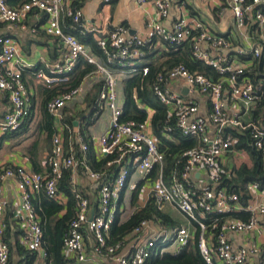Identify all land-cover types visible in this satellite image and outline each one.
<instances>
[{
  "label": "built area",
  "instance_id": "1",
  "mask_svg": "<svg viewBox=\"0 0 264 264\" xmlns=\"http://www.w3.org/2000/svg\"><path fill=\"white\" fill-rule=\"evenodd\" d=\"M7 1L0 0L1 23L21 22L33 11L45 13V33L58 39L63 55L62 61L53 65L49 72L37 71L34 75L37 83L58 89L56 96L46 105L48 114L58 122V131L52 137L51 149L45 159V172L35 173L20 166L0 170V264H7L10 255L5 240V182L8 179L14 181L20 199L18 214L22 220V234L19 244L45 257L42 230L31 197L44 190L48 198L62 200L58 183L65 171L70 172L69 185L76 211L63 239V249L73 253L78 262L86 261L85 236L93 237L97 256L108 257L116 264H145L148 258L161 253L162 244L171 242L178 253L194 241L197 233V247L206 264H245L257 252V243L264 245V183L252 181L244 185L243 192L248 196L245 205L241 203L240 192L221 185L232 172L226 167L228 157L243 154L236 149L238 139L231 131L249 132L253 148L264 157V126L257 120H243V114L264 98L262 86L251 80L252 61L243 60L250 55L253 60L264 62V0H225L233 16L235 31L248 45H241L236 50H232L231 39L211 30L209 21L189 17L185 3H179L180 17L166 28L162 21L168 18L175 0H132L138 6L151 3L156 20H148L143 36L118 28L98 38L96 45L110 66L99 62L75 36L62 30V16L73 26L81 23V9H74L72 0H28L13 7ZM103 2L108 4L110 0ZM253 31L259 32L260 38L251 45L249 36ZM155 41L176 49L189 44L192 57L212 67L220 76L214 81L203 74L190 72L182 64L163 69L155 76L151 91L167 110L165 139L173 141L170 135L177 130L182 136L197 141L196 146L182 151L169 169L159 140L148 132L153 109L139 102L134 95L137 108L145 113V119L123 121L122 105L118 102L116 74L147 77L150 67L143 64V60ZM213 50L219 53L211 55ZM80 58L95 66L85 78L100 83V92L90 106L83 101L84 91L80 85L68 90L60 87L70 82L69 74ZM25 66L15 41L9 36H1L0 92L9 102V110L0 120L2 134L18 130L30 116L31 104L22 76ZM173 85L185 87L186 95L174 90ZM194 94L202 95L209 102L205 118L196 117L198 107L190 100ZM65 109H69L78 125L76 143L65 137L68 127L63 121ZM103 111H108L110 116L108 129L97 138L88 136L82 129H87L86 125L90 126L89 123L98 119ZM89 146L98 157L114 156L107 163V166L116 168L114 174L105 176L89 168ZM79 167L90 182L97 184L96 205L75 179ZM135 191L139 193L140 205L135 207L133 214L151 200L158 211H163L165 205H173L188 221L190 229L176 228L169 238L166 235L151 236L129 255L119 254L120 244L107 246L106 237L116 215L121 212L119 200L126 195L130 197ZM251 196L256 199L252 200ZM235 214L245 218L233 216ZM152 224H155L153 220L141 221L130 237L137 239ZM229 234L244 236L246 243L234 245ZM159 237L160 244L157 242ZM262 262L264 264V258Z\"/></svg>",
  "mask_w": 264,
  "mask_h": 264
},
{
  "label": "crops",
  "instance_id": "2",
  "mask_svg": "<svg viewBox=\"0 0 264 264\" xmlns=\"http://www.w3.org/2000/svg\"><path fill=\"white\" fill-rule=\"evenodd\" d=\"M74 1L76 0H72L71 4ZM82 1L83 2L80 9L83 17L81 23L77 26H73L70 24V21H68L65 17L62 16L60 21L61 28L65 33L68 32L75 36L81 43H83L87 47L89 52L94 57H96L99 62L101 61L103 64H105V66L106 62H104V60H101L97 56V54L92 52L90 42L91 40L95 41L96 43V40L98 38H102L108 32L116 30L118 28H126L130 34H138L143 36L145 35V27L148 20H156V11L151 5V3L138 6L132 0H110L108 4H105L103 0ZM179 3L186 4V11L189 17L199 19L205 22L209 21L211 23V30L214 33L222 34L224 36H227V38L231 39L230 42L233 46L232 50L240 48L241 45L244 47H248L247 43H244L241 40L237 31H235L233 16L225 0H175L172 2L168 18L162 21V25L164 27L170 28L172 23L177 21L180 17L181 11L178 9ZM45 26L46 14L39 11L31 12L26 16L24 20L15 24L0 22V37L9 36L15 41V43L19 47L21 59L26 64L23 69L22 76L24 78V82L27 85L29 100L31 104V112L30 116L28 117L30 118V120L27 123L26 127L20 131L19 135L15 137L3 138V143L0 147V170L3 168H13V166H20L24 167L28 171L35 172V168L33 165L35 162L38 164V166L41 167V172H45V159L51 149V146L50 142L45 143V137L43 134L39 135L37 133V127L38 123L41 120L43 89L47 87H45L43 84L37 83L34 80V75L37 71L49 72L53 65H56L62 61L63 55V49L58 39L47 35L44 30ZM249 37L250 44L254 45L255 42L260 38V34L259 32L253 31L251 32V35ZM163 45L167 48V46L161 41H155L154 46L147 51V56L152 55L153 58H160L165 53H168V48L165 49ZM216 53H219V51H211V55H215ZM143 64H147V59L143 60ZM116 76L119 80V85L121 83L120 89L118 85V95L121 92V94L123 95L124 103L123 82L129 77L123 79L120 82L119 77L124 78L126 75L118 73L116 74ZM69 77L71 78V73L69 74ZM85 77L81 80L79 85L83 88L82 90L84 91L83 101L87 103V95L91 91H93L96 86H99L100 83L96 80ZM172 88L186 95V91L185 93L183 92V90H185V87L181 86L177 88V85H173ZM190 100H192V102L198 107V113L196 114V117L205 118L207 116L206 109L207 107H209V102L206 100V98L202 97V95L200 94H194V97H191ZM121 105L123 107V104ZM69 109H65L66 116L70 113ZM8 110L9 102L7 96L3 92H0V120L2 119L4 114L7 113ZM253 110L254 108L251 109L249 112L243 114V120L245 122L255 121L252 116ZM109 118L110 116L108 111H103L99 115L98 119H96L92 124L89 123L90 126L86 125V127H88L87 129L83 128L82 130H86L88 136L97 138L108 129ZM52 121L54 133H56L58 131V122H56L53 118ZM72 125V128H69V126L67 125L68 127L65 132V137L69 142L76 143L75 136L77 133L76 127L78 125L76 124V122H74L73 119ZM79 125L83 126V124ZM148 132L155 136L152 131V125L151 128L148 129ZM6 134H2L0 132V138L5 136ZM155 137L157 138V136ZM242 153L245 156H242V159L239 160H243L242 164H245L247 167L251 168L253 166V161L251 157L247 153H245V151H242ZM236 155H233V157L230 156L226 160V167L231 171L234 167L238 168L241 165V163H238V158ZM231 158L233 160V164H231ZM244 160H247V163L249 164H246V161ZM75 179L77 183L82 187V189L86 192L90 201L92 203H95L97 184L90 182V180L85 177L83 172L81 173V171L77 170L75 172ZM35 194L36 193H34L33 195ZM3 195L7 201V205L4 211V220L8 228L6 230L5 240L8 242V244L9 242L13 244L16 241H20V236L22 234V220L20 219L18 214L20 199L15 189V183L13 180L8 179L5 182ZM133 195L134 193L130 197L129 195H126L125 197H123V199L121 197V199L119 200L118 204L121 209V212H118V214L121 222H126L133 215L135 207H138L140 205L139 193L136 194L135 198ZM121 196H123V193L121 194ZM250 198L252 200L256 199L255 196H251ZM58 202L64 204L66 202V198L63 196V199ZM163 211L169 217H173L172 219L175 221V223L181 225V227H187L190 229L188 221L173 205H165ZM179 213L181 215H179ZM174 214L178 215L173 216ZM174 229H164L156 223L152 224L150 226V229L146 230L137 239L130 236L126 237L124 244L122 245L119 251V254L129 255L133 253L136 248L143 246L146 241H148V239L154 235H166V238H169L171 232ZM228 238L236 246H240L246 243V239L244 236H236L229 234ZM157 242L158 244H160V237ZM192 242L193 241H191L190 243ZM84 244L86 257V261L84 262H78L73 253L66 252L63 249L64 256L67 258L68 261L71 262V264H116L112 262L108 257H100L95 254V241L93 237L85 236ZM260 244L261 243L259 242L257 243V252L253 253L247 259L245 264H263L262 261L264 258V245L260 246ZM161 248V253H175V246L171 244V242H169L167 245L162 244ZM12 256L13 264H18L19 258L16 253H13ZM45 257L36 254V264H45Z\"/></svg>",
  "mask_w": 264,
  "mask_h": 264
},
{
  "label": "trees",
  "instance_id": "3",
  "mask_svg": "<svg viewBox=\"0 0 264 264\" xmlns=\"http://www.w3.org/2000/svg\"><path fill=\"white\" fill-rule=\"evenodd\" d=\"M27 1L28 0H8L7 3L9 6L13 7L19 3H24ZM82 2V0H76L72 3V7L74 9L81 8ZM90 42L92 52L97 54L101 60L106 62L105 55H103V53L97 47L95 41L91 40ZM165 45L167 46L169 52L165 53L160 58H153L152 55L147 56L146 54L145 58L147 57V65L150 67V73L147 77L142 78L141 75H134L123 82L124 103L122 107L123 113L121 119L123 121L135 120L139 122L145 119V113L137 108V104L133 99L134 95H136L139 102L146 104L154 110L151 121L152 131L155 136H157L162 146V151H164L166 154L165 159L168 165L167 169H169L182 151L196 146L197 143L193 137L182 136L177 130H174L170 135L173 141H167L165 139L164 122L167 117V110L156 100L151 91V84L155 76L157 73L162 72L163 69H169L178 64L184 65L190 72L203 74L214 81L219 80L220 76L212 67L197 61L192 57L189 44L186 43L179 49L168 46L167 44ZM145 58L144 60H146ZM248 59L252 61L253 66L251 80L254 84L261 85L264 90V70L262 69L264 64L263 60L260 62L257 59L253 60L250 55L243 58V60ZM94 69L95 66L89 64L84 58L78 59L73 71L71 72L70 82L60 87L65 90L77 87L81 80L93 72ZM57 90V88L43 89L41 120L37 127V133L39 135L43 134L45 137V143L50 142V146L52 137L55 133L53 129L52 118L46 110V104L56 96ZM99 92L100 85L96 86L94 90L87 95L86 101L88 106L92 104ZM252 116L254 120H257L264 126V98L258 102L256 108H254ZM72 119V114H68L66 118H64V122L67 123L69 128H72L73 126ZM29 120L30 118L25 119L21 128L1 137L0 147L3 143L4 137L11 138L19 135L20 131L26 127ZM231 133L235 138L238 139V143H236V149L245 151V153L251 157L253 166L249 168L245 164H241L238 168L234 167L230 177L222 180L223 183L221 187L227 188L229 190L235 188L238 193H241L240 200L241 203L245 205L246 201L248 200V196L243 192L244 185L247 182L252 181L264 183V157L262 156L261 152L253 148L249 132H238L233 130ZM113 158L114 156L98 157L95 151L89 146L87 152V165L94 172L103 173L105 176H111L115 173L116 168L114 166H107V163ZM33 165L35 172H41V167L38 166L37 163L34 162ZM77 171H81L82 173V167H79ZM69 176L70 172L65 171L62 180L58 183L59 192L66 198V202L64 204L48 198L44 190L32 195L31 197V203L35 209L42 230V247L46 253V257L44 258L45 264H71V262L68 261L63 254V239L68 232L70 221L73 219L76 211L75 199L69 185ZM136 194H138L137 191L134 192V198ZM233 216L245 218L241 216V214H235ZM143 220H153L156 224L160 225L164 229L172 230L174 228L181 227V225H178L171 217L166 215L164 211H158L151 200V203L149 202L146 207L142 208L138 212H135L126 222H121L119 214L116 215V219L111 226L108 236L106 237L107 246H115L120 244L121 249L125 238L130 236L133 230ZM8 245L10 247V255L7 264H13V253H16L19 258L18 264H36V253H30L24 247H22L18 241L13 244L9 242ZM145 264L206 263L204 262L197 247L196 233L194 241L189 243L178 253L173 254V252H163L148 258Z\"/></svg>",
  "mask_w": 264,
  "mask_h": 264
},
{
  "label": "rangeland",
  "instance_id": "4",
  "mask_svg": "<svg viewBox=\"0 0 264 264\" xmlns=\"http://www.w3.org/2000/svg\"><path fill=\"white\" fill-rule=\"evenodd\" d=\"M163 47H164V45H163ZM165 49H167L166 47H164ZM126 78H128L127 76H125L124 78H121V77H119V79H120V82L123 80V79H126ZM120 87H121V83H120V85H119V89H120ZM118 102H119V104H123V95L121 94V92L119 93V95H118ZM237 156V161H238V163H241L242 164V161L243 160H239V159H242L241 157L242 156H245L244 154H237L236 155ZM244 161H246V164H249V163H247L248 161L247 160H244ZM244 163V162H243ZM231 164H233V160H232V158H231ZM176 215H178V214H174L173 216H176ZM179 215H181L180 213H179ZM173 218V217H172Z\"/></svg>",
  "mask_w": 264,
  "mask_h": 264
},
{
  "label": "water",
  "instance_id": "5",
  "mask_svg": "<svg viewBox=\"0 0 264 264\" xmlns=\"http://www.w3.org/2000/svg\"><path fill=\"white\" fill-rule=\"evenodd\" d=\"M186 90H183V92L185 93ZM93 213V210H91V214Z\"/></svg>",
  "mask_w": 264,
  "mask_h": 264
}]
</instances>
